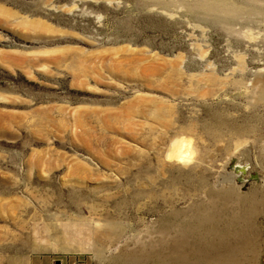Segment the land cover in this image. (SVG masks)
I'll return each instance as SVG.
<instances>
[{
  "label": "rangeland",
  "instance_id": "1",
  "mask_svg": "<svg viewBox=\"0 0 264 264\" xmlns=\"http://www.w3.org/2000/svg\"><path fill=\"white\" fill-rule=\"evenodd\" d=\"M36 259L264 264V0H0V264Z\"/></svg>",
  "mask_w": 264,
  "mask_h": 264
},
{
  "label": "water",
  "instance_id": "2",
  "mask_svg": "<svg viewBox=\"0 0 264 264\" xmlns=\"http://www.w3.org/2000/svg\"><path fill=\"white\" fill-rule=\"evenodd\" d=\"M239 169L241 170L242 173H244L247 169V166H244V167H239ZM250 178L254 181H257L258 180V175L256 173H253L250 175ZM240 180V179H238ZM55 264H60L59 261H56Z\"/></svg>",
  "mask_w": 264,
  "mask_h": 264
},
{
  "label": "crops",
  "instance_id": "3",
  "mask_svg": "<svg viewBox=\"0 0 264 264\" xmlns=\"http://www.w3.org/2000/svg\"><path fill=\"white\" fill-rule=\"evenodd\" d=\"M56 262V261H55ZM44 263V261L42 260V259H36L35 261H34V263L33 264H43ZM47 264V263H46ZM50 264H55V263H50ZM61 264V263H60Z\"/></svg>",
  "mask_w": 264,
  "mask_h": 264
},
{
  "label": "bare ground",
  "instance_id": "4",
  "mask_svg": "<svg viewBox=\"0 0 264 264\" xmlns=\"http://www.w3.org/2000/svg\"><path fill=\"white\" fill-rule=\"evenodd\" d=\"M183 157H184V156H183ZM181 158H182V155H181ZM236 160H237V159H236ZM238 163H239V161H238ZM243 164H245V163H243ZM248 170H249V169H248ZM248 173H249V172H248ZM248 173H247V174H248Z\"/></svg>",
  "mask_w": 264,
  "mask_h": 264
}]
</instances>
